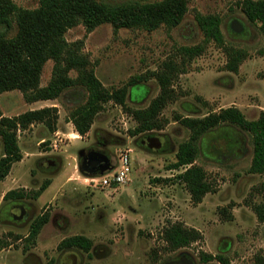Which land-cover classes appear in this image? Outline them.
<instances>
[{"label":"rangeland","instance_id":"rangeland-1","mask_svg":"<svg viewBox=\"0 0 264 264\" xmlns=\"http://www.w3.org/2000/svg\"><path fill=\"white\" fill-rule=\"evenodd\" d=\"M100 1L117 4L160 0ZM187 1V14L173 29H121L115 33L111 25L103 24L88 32L79 25L65 34L69 43L83 41L82 53L97 79L104 88L116 90L129 85L134 77L158 71L166 61L179 62L180 47L203 44L196 14L218 16L225 45L244 51L247 57L234 74L224 68L227 58L223 48L205 43L204 52L172 81L176 100L161 113L166 120L162 130L132 137L129 131L136 122L121 106L109 102L95 117L89 132L79 136L68 116L86 101L87 92L80 87L67 89L55 100L32 104H27L17 90L0 95V112L6 118L44 107L58 110L57 134L49 133L42 124L16 133L22 159L0 182V209L3 195L10 190L32 195L44 181L50 180V185L36 200H25L33 207L29 209V221L11 223L0 214V240L7 244L0 248V264H204L199 253L222 254L229 264H253L257 255L264 258V223L258 222L250 207L263 200L261 191L255 189L264 185V174L248 173L252 159L248 133L224 124V129L229 127L240 139L238 148L228 137L218 138L217 131L206 145L200 144L195 165L202 167L214 192L198 205L192 204L184 185L175 180L183 168L170 169L178 146L190 134L174 120L176 116L201 118L236 107L246 119L255 120L264 112V35L257 24L246 20L237 4L242 0ZM38 2L14 0L17 7L30 10L37 8ZM232 22L242 28L239 33L230 28ZM13 26L10 36L16 32ZM52 67V61L44 65L40 86L50 81ZM70 76L75 77V73ZM159 91L157 81L150 78L128 86L126 105L146 108ZM145 135L159 137L161 151L144 149L141 139ZM92 145H99L114 162L120 151L131 150L130 181L125 186L93 185L80 174L78 153ZM48 159H57L60 166L46 169ZM43 214L48 215L47 224L32 244L27 243L31 220ZM169 223L196 229L202 235L201 241L164 252L161 233ZM15 235L22 239L15 241ZM72 236L88 238L92 242L90 251L59 250L60 242Z\"/></svg>","mask_w":264,"mask_h":264},{"label":"trees","instance_id":"trees-1","mask_svg":"<svg viewBox=\"0 0 264 264\" xmlns=\"http://www.w3.org/2000/svg\"><path fill=\"white\" fill-rule=\"evenodd\" d=\"M237 4L246 20L250 24H257L264 35V0H242ZM187 5V0L117 4L100 0H39L38 7L30 10L17 7L14 0H0V95L17 90L27 104H32L55 100L67 89L80 87L87 92L86 101L76 106L68 116L79 136L83 137L89 132L95 117L109 102L121 106L136 122V127L129 131L132 137L162 130L166 120L161 118V113L169 103L176 100L172 81L185 72L194 58L204 52L205 43L213 42L217 47L223 48L227 58L224 68L228 72L236 74L240 64L247 57L244 51L225 45L218 16L196 14L194 18L204 36L203 44L180 47L179 62L166 61L158 71L134 77L129 81V85L116 90L104 88L97 79L90 68L89 60L82 53L83 41L69 43L65 34L79 25L88 32L103 24L111 25L115 33L121 29L146 32L161 27L173 29L183 21L188 11ZM14 24L16 32L10 36ZM48 61L53 62L52 75L48 84L42 87L41 74ZM71 72L75 73V77L70 76ZM148 78L157 81L160 88L158 95L146 108L128 107V86L141 84ZM262 80L264 81V75ZM174 120L189 130L190 134L188 140L178 146L176 161L170 169L183 168L175 180L184 185L192 204H200L207 194L214 192L202 167L195 165L200 153V144L209 142L215 135L213 132L217 131L220 139L228 137L237 148L240 139L229 127L233 126L248 133L252 143V159L248 173L264 174V112H261L257 119L248 120L238 108L229 107L201 118L186 115L176 116ZM57 122L58 110L55 107L27 111L13 118L3 117L0 112V139L3 148V155L0 157V182L7 177L12 165L22 159L17 131L26 130L33 124H42L49 133H54L57 131ZM224 124L229 127L224 129ZM49 185L50 180L44 181L32 195L20 190H10L4 194L3 200H36ZM255 191H261L263 200L250 207L258 222L264 223V185ZM221 213L225 214V209H221ZM48 219V215L43 214L32 221L26 237L27 243L34 242ZM161 238L165 243L164 252L171 253L200 242L202 235L196 229L181 223H169L163 228ZM13 239L18 241L22 238L15 235ZM6 245L0 240V248ZM73 248L88 253L92 242L83 236H72L62 240L58 246L59 250ZM199 257L204 264L212 261L229 264L222 254L213 256L199 253ZM253 264H264V258L257 255Z\"/></svg>","mask_w":264,"mask_h":264},{"label":"water","instance_id":"water-1","mask_svg":"<svg viewBox=\"0 0 264 264\" xmlns=\"http://www.w3.org/2000/svg\"><path fill=\"white\" fill-rule=\"evenodd\" d=\"M230 28L236 33L242 30L237 22H232ZM141 144L146 150H154L161 147V142L155 136L143 138ZM78 160V171L86 178L102 176L113 169L110 157L104 152L81 150L78 153Z\"/></svg>","mask_w":264,"mask_h":264},{"label":"flooded vegetation","instance_id":"flooded-vegetation-1","mask_svg":"<svg viewBox=\"0 0 264 264\" xmlns=\"http://www.w3.org/2000/svg\"><path fill=\"white\" fill-rule=\"evenodd\" d=\"M148 136H152V135H145L144 137H142V139L145 137H148ZM157 138L160 141V138L159 137H157ZM161 148H162V144H161V147L159 149L148 150V151L157 152V151H161ZM87 150H94V151L106 153L104 150L101 149V147H99V145H92L91 147L86 149V151ZM110 159H111V163L113 165L114 161L111 157H110ZM45 165L47 167L46 169L51 171L53 168H57L58 166H60V162L57 159H48L46 161ZM2 200H3V197H2ZM25 200H27V199L10 200V201H4L3 200L4 205L0 209V214L3 213V216L5 215V217L7 218L6 220H8L11 223H20V222L24 223V222L29 221L32 217V214L29 212V209L33 208V207L28 202H26ZM3 216H1V217L3 218V220H5ZM34 219L31 220L29 225H31V223Z\"/></svg>","mask_w":264,"mask_h":264},{"label":"built area","instance_id":"built-area-1","mask_svg":"<svg viewBox=\"0 0 264 264\" xmlns=\"http://www.w3.org/2000/svg\"><path fill=\"white\" fill-rule=\"evenodd\" d=\"M56 132L55 134H57ZM131 150H122L119 152L116 162L113 164V169L100 178H87L88 182L93 185L102 187H119L125 186L130 181L131 173Z\"/></svg>","mask_w":264,"mask_h":264},{"label":"bare ground","instance_id":"bare-ground-1","mask_svg":"<svg viewBox=\"0 0 264 264\" xmlns=\"http://www.w3.org/2000/svg\"><path fill=\"white\" fill-rule=\"evenodd\" d=\"M74 138H78V137L74 136Z\"/></svg>","mask_w":264,"mask_h":264}]
</instances>
